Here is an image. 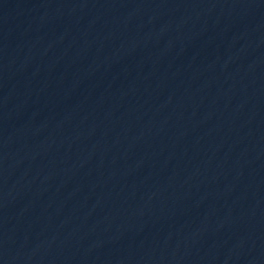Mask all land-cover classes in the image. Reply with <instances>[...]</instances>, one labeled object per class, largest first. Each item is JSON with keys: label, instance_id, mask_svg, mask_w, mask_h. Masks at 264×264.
<instances>
[{"label": "water", "instance_id": "1", "mask_svg": "<svg viewBox=\"0 0 264 264\" xmlns=\"http://www.w3.org/2000/svg\"><path fill=\"white\" fill-rule=\"evenodd\" d=\"M0 264H264V0H0Z\"/></svg>", "mask_w": 264, "mask_h": 264}]
</instances>
